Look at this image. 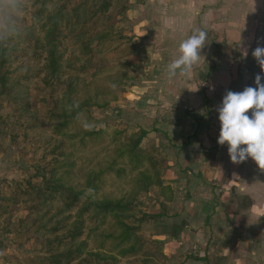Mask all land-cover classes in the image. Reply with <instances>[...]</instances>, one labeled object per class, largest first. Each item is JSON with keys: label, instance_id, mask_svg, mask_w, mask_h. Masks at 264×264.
<instances>
[{"label": "rangeland", "instance_id": "374dc122", "mask_svg": "<svg viewBox=\"0 0 264 264\" xmlns=\"http://www.w3.org/2000/svg\"><path fill=\"white\" fill-rule=\"evenodd\" d=\"M125 2L0 0V226L23 252L6 264L164 262L162 150L111 111L134 73Z\"/></svg>", "mask_w": 264, "mask_h": 264}, {"label": "crops", "instance_id": "0c3cea01", "mask_svg": "<svg viewBox=\"0 0 264 264\" xmlns=\"http://www.w3.org/2000/svg\"><path fill=\"white\" fill-rule=\"evenodd\" d=\"M121 25L134 73L111 111L138 129L140 145L162 150L174 191L152 237L162 264H264V170L251 158L231 162L217 143L222 97L261 74L252 52L264 47V0H126ZM196 30L207 34L201 56L170 77L179 43ZM13 234L0 226V264L23 254Z\"/></svg>", "mask_w": 264, "mask_h": 264}, {"label": "clouds", "instance_id": "9594fccd", "mask_svg": "<svg viewBox=\"0 0 264 264\" xmlns=\"http://www.w3.org/2000/svg\"><path fill=\"white\" fill-rule=\"evenodd\" d=\"M206 32L196 30L179 43V56L168 65V75H184L198 61L205 45ZM261 68L254 79L255 87L227 91L217 108L220 124L217 143L227 145L229 159L241 163L251 158L264 170V47L252 52ZM251 109V114L248 110Z\"/></svg>", "mask_w": 264, "mask_h": 264}, {"label": "trees", "instance_id": "16d2710c", "mask_svg": "<svg viewBox=\"0 0 264 264\" xmlns=\"http://www.w3.org/2000/svg\"><path fill=\"white\" fill-rule=\"evenodd\" d=\"M100 6V5H99ZM93 7V6H92ZM92 7H90V6H88V8H85V10H87L86 12L88 13V14H90L91 16L92 15H94L95 14V12H93L92 10H90V8H92ZM80 16V15H79ZM56 20V17L53 19V21H55ZM52 29H50L49 31L50 32H52V33H54L56 30H55V27H56V24H52ZM49 29V28H48ZM4 47H3V41H2V38L0 39V68H2V66H3V64H4ZM51 64L53 65V67H55V63H53V62H51ZM68 103H65L64 105H65V107L70 111L69 112V115H74V113L76 112V111H78L79 109L78 108H76V107H74V105H72L71 103H69V101H67ZM91 104H95V105H98V106H102V105H105L106 103H102V104H100V103H97L96 101H93ZM71 105L73 106V109H74V112L71 110ZM140 137H141V133L139 132L138 133V137H137V142H139L140 141ZM143 156H145L146 158H151V155L149 154V153H143ZM159 185V188H160V190H170V189H172L170 186H169V184H167V182H165V183H160V184H158ZM172 194H173V192H172ZM172 197V195L170 196V199H169V202H171L172 201V199H173V197ZM120 203H122L121 201H115V205H122V206H124L123 204H120ZM105 205L107 206V203H105ZM126 206H131V204H128V205H126ZM127 235H125V237H126ZM129 236L130 237H135V235H134V232H130L129 233ZM132 246H134V245H132ZM132 246H129L130 248H129V250H133L134 248H135V246L134 247H132ZM131 252H134V251H131ZM63 258H65V257H67V253H64L63 255ZM49 262H50V260H51V257L49 256L48 257V259H47ZM63 263V261H60L59 263H57V264H62Z\"/></svg>", "mask_w": 264, "mask_h": 264}]
</instances>
